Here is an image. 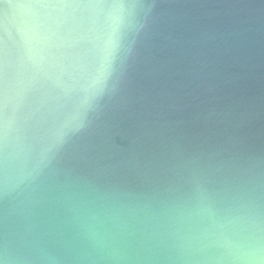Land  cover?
<instances>
[{
  "label": "water",
  "instance_id": "obj_1",
  "mask_svg": "<svg viewBox=\"0 0 264 264\" xmlns=\"http://www.w3.org/2000/svg\"><path fill=\"white\" fill-rule=\"evenodd\" d=\"M0 264H264V0H0Z\"/></svg>",
  "mask_w": 264,
  "mask_h": 264
}]
</instances>
